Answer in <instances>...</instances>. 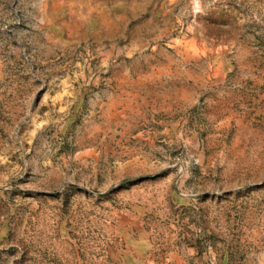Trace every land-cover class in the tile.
Segmentation results:
<instances>
[{
  "label": "rangeland",
  "instance_id": "374dc122",
  "mask_svg": "<svg viewBox=\"0 0 264 264\" xmlns=\"http://www.w3.org/2000/svg\"><path fill=\"white\" fill-rule=\"evenodd\" d=\"M0 264H264V0H0Z\"/></svg>",
  "mask_w": 264,
  "mask_h": 264
}]
</instances>
